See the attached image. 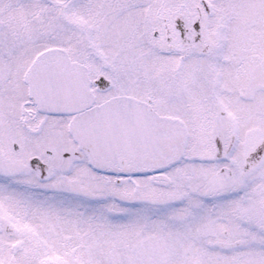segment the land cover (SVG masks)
I'll list each match as a JSON object with an SVG mask.
<instances>
[{
    "label": "snow or ice",
    "instance_id": "1",
    "mask_svg": "<svg viewBox=\"0 0 264 264\" xmlns=\"http://www.w3.org/2000/svg\"><path fill=\"white\" fill-rule=\"evenodd\" d=\"M0 264H264V0H0Z\"/></svg>",
    "mask_w": 264,
    "mask_h": 264
}]
</instances>
